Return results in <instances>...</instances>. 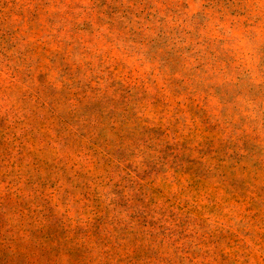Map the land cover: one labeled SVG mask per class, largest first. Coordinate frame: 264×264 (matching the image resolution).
<instances>
[{
	"label": "rangeland",
	"instance_id": "1",
	"mask_svg": "<svg viewBox=\"0 0 264 264\" xmlns=\"http://www.w3.org/2000/svg\"><path fill=\"white\" fill-rule=\"evenodd\" d=\"M0 264H264V0H0Z\"/></svg>",
	"mask_w": 264,
	"mask_h": 264
}]
</instances>
